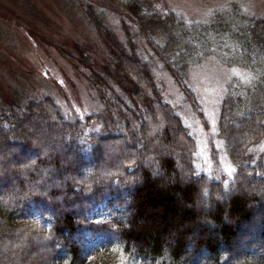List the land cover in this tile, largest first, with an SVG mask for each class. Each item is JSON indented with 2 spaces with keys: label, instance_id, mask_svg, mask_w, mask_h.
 I'll return each instance as SVG.
<instances>
[{
  "label": "trees",
  "instance_id": "1",
  "mask_svg": "<svg viewBox=\"0 0 264 264\" xmlns=\"http://www.w3.org/2000/svg\"><path fill=\"white\" fill-rule=\"evenodd\" d=\"M70 2L103 60L59 51L104 114L71 119L47 93L0 88V264H264V17L234 1L194 21L152 0ZM208 60L236 71L215 177L186 123L202 116L191 72Z\"/></svg>",
  "mask_w": 264,
  "mask_h": 264
},
{
  "label": "rangeland",
  "instance_id": "2",
  "mask_svg": "<svg viewBox=\"0 0 264 264\" xmlns=\"http://www.w3.org/2000/svg\"><path fill=\"white\" fill-rule=\"evenodd\" d=\"M233 1L264 17V0H152L151 6L174 9L194 21L205 19L214 9ZM111 15L110 24L119 19ZM113 28L122 37L120 28ZM96 41L70 0H0V88L8 92V85L15 83L36 97L47 93L71 119L103 115L104 106L94 87L59 51L62 48L74 53L76 48L85 47L99 64L102 49ZM234 75L236 71L214 60L205 61L191 72L202 116L186 123L196 139V163L200 171L212 177L229 170L220 153L216 119L225 86ZM158 81L163 96L180 104L170 78L159 72ZM88 127L97 130L107 126L102 120V125L92 123Z\"/></svg>",
  "mask_w": 264,
  "mask_h": 264
}]
</instances>
